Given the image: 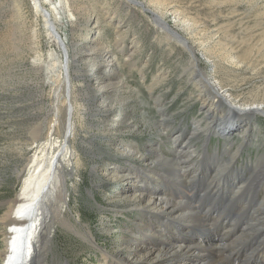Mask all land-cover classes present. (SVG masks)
Listing matches in <instances>:
<instances>
[{
	"label": "rangeland",
	"instance_id": "obj_1",
	"mask_svg": "<svg viewBox=\"0 0 264 264\" xmlns=\"http://www.w3.org/2000/svg\"><path fill=\"white\" fill-rule=\"evenodd\" d=\"M66 1L65 10L73 16L65 14L57 30L65 41L69 56L67 71L74 108L70 137L72 168L65 175L67 204L63 208V219L52 218L54 210L51 209L52 219L47 225L50 235L42 240L39 252V258L42 259L39 264H104L110 263V254L122 247V236L129 235L132 229L137 230L136 224L147 219L134 211L128 199L120 197L121 185L110 180L108 168L119 166L125 169L130 163L132 165L129 166L137 169L136 166L141 164L135 157L117 154V149L132 146L153 162L152 150L156 148L166 156L172 155L175 147L168 136L176 135L183 129L186 130L185 140L188 137L192 149L199 153L206 149L209 155L221 152L224 139L217 136L207 139L201 135L190 136L193 120L201 118V115L198 113V103L192 98L193 90L187 82V76L183 74L188 54L177 43H165L150 13L151 10L160 12L165 7L156 5L152 0H137L142 5L125 0ZM179 1L188 17L205 19L211 15L209 0ZM168 2L165 0V3ZM228 2L224 5L226 7L223 6L214 14L218 26L253 12L237 2L236 12L232 14L231 9L235 5ZM32 3V0H0V216L5 208L3 204L20 193L21 182L16 179L14 172L23 160L22 150L31 139V130L40 125L45 137L54 119L55 107L58 108V121L52 138L61 141L66 129L67 107L64 98L67 85L62 86L60 79L54 78V75H61L58 63L63 61L64 64L65 58L61 48L49 41L44 22L35 16ZM172 17V14H167L165 18L170 25L173 23ZM95 21L96 24L92 25ZM174 29L180 32L179 27ZM88 30L90 34L87 38ZM121 31L126 36L123 47L116 43ZM133 40L138 49L135 53L132 49ZM108 53L118 63L113 67V72L110 67V70L106 66L101 70L95 67L98 61L109 60ZM46 63L50 65L47 70ZM199 64L205 72L211 71L209 62L205 63L201 59ZM38 66L43 69L39 70ZM162 72L161 78L157 79L160 80L158 86H154V76ZM234 73L235 77L229 75V78L238 82L234 87L236 95H256L257 86L264 85V78H254L251 71L240 69ZM218 74L222 76V71H218ZM97 80L105 85L100 91L104 96L102 101L111 108L120 109L106 122L102 121L105 115L102 113L101 99L96 97ZM150 84L152 89L149 88ZM156 98L161 99V107L155 104ZM161 115L166 117L167 128L164 132L158 128V123L163 120ZM253 121L251 144L225 164V168L233 164V169L224 172L227 177L222 178L227 179L221 182H232L229 172L242 171L248 176L251 165L257 163L264 154V116L257 115ZM110 122L113 128L109 126ZM166 131L168 136L165 135ZM239 143L240 139L232 136L226 145L232 146L234 150ZM225 161L226 157L222 155L217 163ZM203 162L211 163L212 160H204L200 156L197 165ZM188 167L195 170L193 166ZM133 172L138 178L135 186L141 190L139 178L145 172ZM204 175L200 178L206 180L211 173L208 171ZM248 180L249 191L256 192L258 198L263 197L262 178L256 174ZM175 183L181 190L191 189L181 187L177 181ZM206 186L191 190L202 195ZM183 195L179 193L177 197ZM211 203L216 207L215 203ZM223 210L221 208L219 212ZM250 218L251 215L240 218L237 227L249 222ZM259 224L255 225L253 234L248 238L264 228ZM195 228H209V225ZM2 232L0 226V250L5 247ZM85 233L93 236L94 241L86 238ZM259 238L263 239L264 235Z\"/></svg>",
	"mask_w": 264,
	"mask_h": 264
},
{
	"label": "bare ground",
	"instance_id": "obj_2",
	"mask_svg": "<svg viewBox=\"0 0 264 264\" xmlns=\"http://www.w3.org/2000/svg\"><path fill=\"white\" fill-rule=\"evenodd\" d=\"M125 1L141 4L137 0ZM152 1L156 5L165 7L160 12L149 10L157 28L162 32L165 43H177L188 54V62L183 74L187 76V82L193 90L192 98L198 103V113L201 115V118L193 120L190 136L201 135L206 139L220 137L224 139L223 149L221 152H215L214 155H209L207 149L203 153L197 152L192 149L189 138L185 140V129L172 136H168L167 131L165 132L175 150L171 156L164 155L157 148L152 150L153 162L150 158L149 160L139 154L132 146L117 149V154L135 157L141 164L135 165L137 169L129 166L132 165L130 163L125 169L119 166L108 168L110 180L121 185L120 197L128 199L134 211L147 219L139 221L136 224L137 230H130L133 233L129 231V235L122 236L121 239L124 240L122 247L112 254L108 253L111 261L104 264H264V238H259L264 235V228L248 238L253 234L257 223L264 226V195L258 198L257 193L249 191L248 187V178L256 174L262 178L264 186V154L257 163L251 165L248 176L242 171L229 172L228 176L232 182H221L227 179L224 172L233 166L230 164L225 168V164L251 144L250 129L254 127L253 119L257 115L264 116V85L257 86L256 95L247 96V94L245 97L242 96L243 94L234 93V87L238 82L229 78V75L234 78V71L240 69L251 71L256 79L264 78V0H229V4L242 3L253 12H248L237 20H227L219 26L214 14L222 9L227 0H209L211 15L205 19L188 17L179 0H169L168 3H165V0ZM32 2L35 16L40 17L44 22L49 41L61 48L65 58L64 64L63 61L58 63L61 75H54V78H59L63 83L62 86L67 85V94L64 98L67 107L66 129L61 141L52 138L58 121V108L55 107L56 113L52 124L49 125L47 135L43 136L40 125L30 132L31 139L25 143L22 150L23 160L14 172L16 179L21 182L20 193L3 204L5 208L0 216L2 240L5 245L4 249L0 250V264L40 263L42 258H39V252L42 240L50 235L48 222L52 218L63 219V208L67 204L65 175L70 167L72 168L70 137H72L74 108L71 103L70 77L67 71L69 56L65 41L58 33L57 25L63 22L62 18L65 14L68 17L73 15L65 10L66 0H32ZM236 6L231 9L232 14H235ZM167 14L173 15L172 25L165 21ZM95 24L96 21L92 25ZM175 27H179L180 32L174 29ZM90 30L86 33L87 38ZM125 38L121 31L116 43L123 47ZM135 42L132 41L134 53L138 51L134 46ZM108 57L109 60L104 62L101 59L103 62L98 61L95 67L99 70L105 66L107 69L110 67L113 72V67L118 63L109 53ZM201 59L205 63L209 62L210 72L202 69L199 64ZM46 64L47 70L50 65ZM37 68L43 69L42 66ZM218 71H222V76ZM162 74L163 72L154 76L152 83L154 86H158L160 80L157 79L161 78ZM96 83H98L96 97L103 99L104 96L102 97L100 91L101 89L103 91L105 85L103 86L99 80ZM149 88L152 89L151 84ZM102 99L100 100L104 109L102 113L105 115L102 121L106 122L120 109L109 107L110 105L105 104ZM155 104L161 107V99L156 98ZM161 117L163 120L158 123V128L160 132H164L167 128L166 117L165 115ZM232 136L240 139L234 150L232 146L226 145ZM222 155L226 157V161L217 163ZM200 156L204 160L209 158L212 162L197 165ZM188 165L195 167V170ZM157 167L161 169L158 171ZM139 170L145 172H142V177L139 178L141 190L135 186L138 178L133 172ZM208 171L211 173L210 177L207 176L206 180L200 178ZM223 176L226 177L222 178ZM176 181L181 187L191 189L205 184L207 186L202 195H197V192L194 193L191 189H179ZM179 193L184 195L177 197ZM211 202L215 203L216 207H213ZM52 208L54 212L52 210L51 218ZM221 208L224 210L220 213ZM249 215L252 219L242 223L238 228L240 218ZM200 225H209V228H195ZM85 237L89 240L93 239L88 233H85ZM216 239L219 241H215ZM252 247H254L253 251Z\"/></svg>",
	"mask_w": 264,
	"mask_h": 264
}]
</instances>
